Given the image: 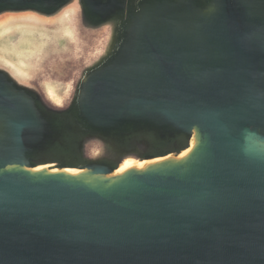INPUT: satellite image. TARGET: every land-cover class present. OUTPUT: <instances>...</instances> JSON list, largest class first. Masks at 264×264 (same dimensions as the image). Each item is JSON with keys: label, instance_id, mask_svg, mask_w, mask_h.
I'll list each match as a JSON object with an SVG mask.
<instances>
[{"label": "water", "instance_id": "1", "mask_svg": "<svg viewBox=\"0 0 264 264\" xmlns=\"http://www.w3.org/2000/svg\"><path fill=\"white\" fill-rule=\"evenodd\" d=\"M0 264H264V0H0Z\"/></svg>", "mask_w": 264, "mask_h": 264}, {"label": "rangeland", "instance_id": "2", "mask_svg": "<svg viewBox=\"0 0 264 264\" xmlns=\"http://www.w3.org/2000/svg\"><path fill=\"white\" fill-rule=\"evenodd\" d=\"M7 46L15 53L17 54H24L28 51H35L36 48H34L36 43L35 41H30L27 39V37H21V35H14L13 37L9 38ZM38 47V46H36ZM128 163H125V166L123 169L127 167Z\"/></svg>", "mask_w": 264, "mask_h": 264}, {"label": "bare ground", "instance_id": "3", "mask_svg": "<svg viewBox=\"0 0 264 264\" xmlns=\"http://www.w3.org/2000/svg\"><path fill=\"white\" fill-rule=\"evenodd\" d=\"M72 173H74V171H72Z\"/></svg>", "mask_w": 264, "mask_h": 264}]
</instances>
